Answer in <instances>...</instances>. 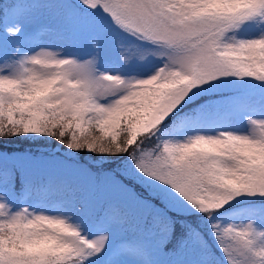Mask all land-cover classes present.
I'll use <instances>...</instances> for the list:
<instances>
[{
	"label": "snow or ice",
	"instance_id": "6c2138e0",
	"mask_svg": "<svg viewBox=\"0 0 264 264\" xmlns=\"http://www.w3.org/2000/svg\"><path fill=\"white\" fill-rule=\"evenodd\" d=\"M0 264H264V0H0Z\"/></svg>",
	"mask_w": 264,
	"mask_h": 264
},
{
	"label": "rangeland",
	"instance_id": "374dc122",
	"mask_svg": "<svg viewBox=\"0 0 264 264\" xmlns=\"http://www.w3.org/2000/svg\"><path fill=\"white\" fill-rule=\"evenodd\" d=\"M36 42L37 44L40 45H49L56 43L54 41L49 33L45 29H41L36 37ZM90 46H85L80 49L82 53H86L90 51ZM102 60L105 63L106 66H113V67H119L121 70H126L123 68V65L120 64L119 58L116 56V49H115V44L113 43L109 48L102 50L101 52ZM244 208V207H243ZM241 208V209H243ZM219 219L222 220V222L227 223L229 219H235L236 217L234 216H220L218 217Z\"/></svg>",
	"mask_w": 264,
	"mask_h": 264
}]
</instances>
